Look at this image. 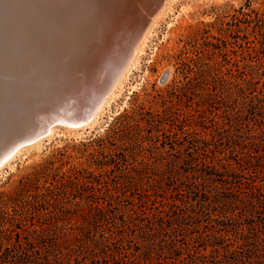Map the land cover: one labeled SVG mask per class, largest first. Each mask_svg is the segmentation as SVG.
Instances as JSON below:
<instances>
[{"label": "rangeland", "instance_id": "374dc122", "mask_svg": "<svg viewBox=\"0 0 264 264\" xmlns=\"http://www.w3.org/2000/svg\"><path fill=\"white\" fill-rule=\"evenodd\" d=\"M69 1L67 9H75L74 5L79 3L81 6L82 2ZM147 1L135 9L132 4L127 26L119 36L121 39L138 22L140 12L151 10ZM169 3L171 6H167L165 13H161L159 20L151 26L144 52L135 58V65L116 89L110 105L96 120L82 128L57 124L53 134L23 149L0 171V217L3 218L0 220L5 223L26 220L18 228H10L8 224L4 227L5 234L12 237V241H5L4 246L15 242L18 233L23 239V230H42L40 223L45 218L33 208L29 209L30 204L61 208H50L45 212L44 225L54 228V222L58 220L63 234L62 231L70 228V223L82 220L77 208L87 210L92 205L121 204L128 209L140 201L144 189L168 188L173 184V172L185 175L190 168L188 160L194 150L189 142L204 134L195 120L199 121L201 112L209 108L208 94L222 96L237 92V84L247 88L244 93H238L236 100L219 98L217 107L220 109L213 116L218 118L217 114L225 110L227 116L237 113L240 119L236 134L253 136L260 132L259 122L263 117L257 115V121L249 122L246 109L255 96L264 94V0H171ZM123 14L120 20L125 19L126 14ZM50 17L43 19L46 28L43 29L41 24L40 33L60 35L64 27L56 29L59 31L51 30L49 26L55 18ZM118 22L115 32L125 21ZM113 57L114 54L112 64L116 62ZM92 59V52L87 53L79 68L89 67ZM254 65H257L255 69ZM69 68L71 71L72 67ZM24 69L18 70L17 73L22 71L18 80H10L5 87L0 124H21L18 120L22 119L29 129H37L38 126L32 123L40 99L48 91L49 84L61 81V75L57 67L44 69L36 63L28 70ZM66 71L70 72L69 69ZM90 71L91 78L87 81L81 77L84 82L79 85L80 95L76 93L73 98L76 107L83 104L99 78L93 76L92 69ZM253 73L255 78L249 84ZM249 85H252L251 89H248ZM87 87L90 89L86 90ZM206 116L209 119L212 114ZM209 125L213 127L214 124ZM231 132L226 127L223 139L218 142L220 149L231 150L228 146ZM102 153L108 158L119 157L117 165L112 163L105 167V170H111L109 174L94 170L93 163L102 158ZM90 173L100 176L101 183H91L87 178ZM215 185L224 187L220 181ZM207 208L211 214L222 209H217L213 203ZM207 220L202 217L192 225L209 226ZM231 223L230 233H225L232 239L228 245L235 243L234 229L239 225L235 221ZM177 235L179 245L190 243L189 236L182 232Z\"/></svg>", "mask_w": 264, "mask_h": 264}, {"label": "trees", "instance_id": "16d2710c", "mask_svg": "<svg viewBox=\"0 0 264 264\" xmlns=\"http://www.w3.org/2000/svg\"><path fill=\"white\" fill-rule=\"evenodd\" d=\"M236 87L237 92L222 96L236 100L247 90L240 84ZM222 96L207 95L209 108L195 120L204 134L189 142L194 150L188 160L190 168L185 175L173 172L172 185L162 190L144 189L140 201L128 209L121 204L77 208L82 220L70 223L63 234L58 220L54 228L44 225L45 212L61 208L30 204L29 209L45 218L40 223L42 230H23L25 237L18 233L8 247L4 245L12 237L5 234L4 227L18 228L26 220L5 223L0 217V264H264V94L255 96L246 109L249 122L257 121V115L263 117L260 132L253 136L236 134L237 113L227 116L225 110L218 118L213 116L220 109L217 104ZM209 113L212 116L208 119ZM226 127L232 130L229 152L218 146ZM101 157L93 169L111 173L105 167L117 165L119 157L108 158L105 153ZM87 178L93 184L101 183L94 173ZM218 181L223 188L215 185ZM212 203L223 212L211 214L207 207ZM202 217L211 227H193V221ZM231 221L239 225L232 232L235 243L228 245L232 239L225 233H230ZM179 232L189 236L190 243L179 245Z\"/></svg>", "mask_w": 264, "mask_h": 264}, {"label": "bare ground", "instance_id": "6f19581e", "mask_svg": "<svg viewBox=\"0 0 264 264\" xmlns=\"http://www.w3.org/2000/svg\"><path fill=\"white\" fill-rule=\"evenodd\" d=\"M131 1L82 0L81 6L77 3L74 5L75 9L71 7L67 9L69 0H0V110L4 108L2 104L5 101L4 92L7 83L10 80H18L22 75V71L17 73L19 69L25 68L26 71L36 63L44 69L57 67L61 75V81L57 80L58 83L49 84L48 91L43 93L40 99L32 123L38 126L37 129H33L34 127L29 129V125L24 124L22 119L18 120L21 124H7L8 126L0 124V171L11 164L23 149L36 145L53 134L57 124L74 128L85 127L96 120L105 107L110 105L116 89L126 79L133 64L135 65V58L144 52L151 26L159 20L161 13H165L167 10L165 8L171 6L169 3L171 0H157V4L150 11L148 9L143 11V24L129 46L130 49L122 65L117 68L118 71L110 88L108 87L109 90L103 98L102 96L98 98V108L90 119H83L77 123L63 116L81 106V102H77L80 106L76 107L73 98L79 92L83 79L90 77L91 69L93 76L97 77L108 72L107 66L112 64L110 63L112 54L115 55L117 52L120 34L127 26L132 4L135 9V6L141 5L144 0H133L134 3ZM123 13L126 14L125 19L121 18L125 21L124 25H119L120 29L116 27L118 30L115 32L114 27L118 20L121 21L120 17ZM49 16L50 19L55 18V22L49 26L51 30L64 27L60 35L40 33L41 24L43 29L46 28L43 19H49ZM133 17L135 18V14ZM145 22H147L146 26ZM91 52L92 63L89 67L84 69L83 66L80 69L79 63L84 62L87 53ZM106 57L110 59L104 60ZM69 67H72L71 71ZM68 69L70 72L66 71ZM82 87L84 89L85 86ZM84 96L86 97V94ZM36 132H38L37 136L22 141Z\"/></svg>", "mask_w": 264, "mask_h": 264}, {"label": "water", "instance_id": "95a60500", "mask_svg": "<svg viewBox=\"0 0 264 264\" xmlns=\"http://www.w3.org/2000/svg\"><path fill=\"white\" fill-rule=\"evenodd\" d=\"M157 0H148L146 3L149 2L148 6L153 8V5L156 3ZM156 10V9H153ZM142 13L140 12L138 16V22L131 27L129 30V33L124 35V38L122 39L117 52L115 53L113 57V61H116V63H113V65H110L109 68L107 69L108 72L99 76L96 86L91 89L87 97L85 98L83 104L76 109L75 111L71 113H66L65 116L66 118H70L73 122H80L83 119H90V117L96 112L98 108V98H103L105 96V93L109 90V86L113 83V78L116 74V71H118V67H120L124 61V57L128 54V49L130 42L134 39L136 33L138 32L139 27L143 24V18H142ZM147 22H145L146 26ZM112 61V62H113ZM109 87V88H108ZM60 117V116H59ZM59 125V124H58ZM38 132L34 133L32 136L22 140H28L29 138H33L37 136Z\"/></svg>", "mask_w": 264, "mask_h": 264}]
</instances>
